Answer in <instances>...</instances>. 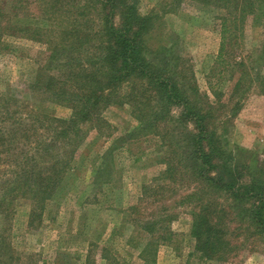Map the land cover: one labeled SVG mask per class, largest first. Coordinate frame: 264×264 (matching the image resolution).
<instances>
[{"label": "trees", "instance_id": "1", "mask_svg": "<svg viewBox=\"0 0 264 264\" xmlns=\"http://www.w3.org/2000/svg\"><path fill=\"white\" fill-rule=\"evenodd\" d=\"M6 1L7 8L0 6V34L46 46L45 65L28 85L38 102L27 103L8 90L4 119L0 116V124L7 122L0 125V220L7 219L8 236L18 200L29 202L28 227H40L47 202L62 195L77 168L72 161L78 146L90 132L107 130L103 111L127 106L136 126L121 137V147L132 154L130 146L156 140L162 179L182 194L176 204L190 215L189 235L199 259L226 264L241 248L264 242V162L254 152L231 149L223 128L228 121H217L219 108L199 92L188 60L171 46L152 43L154 14H140L139 0ZM181 1L173 0L167 10ZM190 1L220 13V47L207 81L216 100L231 64L226 50L243 37L249 19L251 28H264V0ZM27 2L37 3L34 24L21 22L30 15ZM16 50L7 43V53ZM259 55L264 61V42ZM231 66L240 76L247 64L242 58ZM257 83L264 94V76ZM49 102L70 109L69 118L58 119L39 107ZM240 109L238 101L230 116ZM152 244L140 251L148 253L145 264H155ZM12 247L7 238V260H15ZM104 250L102 259L108 260ZM90 260L88 255L87 264Z\"/></svg>", "mask_w": 264, "mask_h": 264}, {"label": "rangeland", "instance_id": "2", "mask_svg": "<svg viewBox=\"0 0 264 264\" xmlns=\"http://www.w3.org/2000/svg\"><path fill=\"white\" fill-rule=\"evenodd\" d=\"M5 1L0 0V6L4 3L7 8ZM171 3L173 0L138 1L140 14L151 12L157 18L152 43L171 46L188 60L199 92L219 108L215 113L217 121H228L223 128L231 149L254 152L264 162V94L257 83L264 76V61L259 59L264 28H251L249 19L243 37L235 38L228 47L225 58L231 64L243 58L247 74L239 76L228 63L229 71L220 80L219 97L215 100L207 81L216 66L220 47V13L212 6L190 0H182L168 11ZM23 5L30 15L21 22H38L37 3ZM0 35L3 118L8 90L27 103L38 102L28 91V85L45 65L46 46L27 39H7L4 31ZM7 43L17 48L14 54L7 53ZM239 77L242 82L238 91H233ZM238 101L241 109L231 117V108ZM39 107L61 120L71 114L70 109L55 103H41ZM102 115L107 130L90 132L78 146L72 161L77 168L67 179L64 194L47 202L40 227H28V201L18 200L9 236L7 219L0 220V264H87L88 255L90 264H145L142 259L148 253L141 256L140 251L148 241H153L150 252L155 251V264H208L193 253L191 218L186 208L176 204L181 192L176 194L168 189L162 179L164 166L158 163L162 150L156 140H141L130 146L129 154L126 147H121V137L136 126L128 107L111 106ZM0 125L7 126V122ZM136 157H141L140 161L135 162ZM132 206L138 208L127 210ZM157 237L161 239L156 240ZM7 238L15 260H7ZM92 242H98L97 246H91ZM104 247L108 260L102 259ZM226 264H264V242L241 248L236 258Z\"/></svg>", "mask_w": 264, "mask_h": 264}]
</instances>
